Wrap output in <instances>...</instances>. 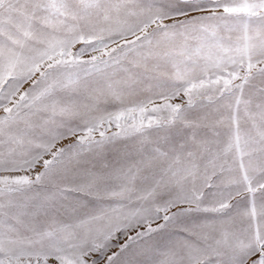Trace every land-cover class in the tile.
Wrapping results in <instances>:
<instances>
[{"label":"snow or ice","instance_id":"1","mask_svg":"<svg viewBox=\"0 0 264 264\" xmlns=\"http://www.w3.org/2000/svg\"><path fill=\"white\" fill-rule=\"evenodd\" d=\"M0 264H264V0H0Z\"/></svg>","mask_w":264,"mask_h":264}]
</instances>
